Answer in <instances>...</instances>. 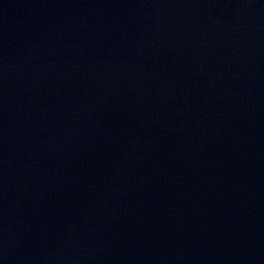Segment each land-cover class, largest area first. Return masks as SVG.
I'll return each instance as SVG.
<instances>
[{
	"label": "water",
	"instance_id": "95a60500",
	"mask_svg": "<svg viewBox=\"0 0 264 264\" xmlns=\"http://www.w3.org/2000/svg\"><path fill=\"white\" fill-rule=\"evenodd\" d=\"M0 264H264V0H0Z\"/></svg>",
	"mask_w": 264,
	"mask_h": 264
}]
</instances>
